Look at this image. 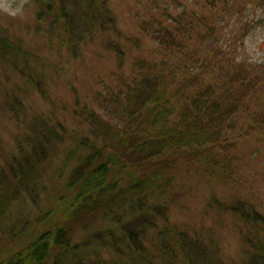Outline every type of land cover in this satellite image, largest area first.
<instances>
[{"label": "rangeland", "instance_id": "1", "mask_svg": "<svg viewBox=\"0 0 264 264\" xmlns=\"http://www.w3.org/2000/svg\"><path fill=\"white\" fill-rule=\"evenodd\" d=\"M109 6L120 34L112 39L123 52L121 59L99 42L87 43L78 58H71L65 49L49 46L35 28L31 0H0V30L23 47L27 64L35 68L32 74L42 76L39 91L22 83L11 68L3 72L0 64V165L33 140L37 129L30 124H60L64 131L57 127V132L65 134V143L39 172L35 188L22 191L0 219V260L51 224L59 209L57 198L69 199L64 186L75 163L69 152L91 129L88 113L123 128L115 97L123 96V81L129 83L125 78L137 60L153 59L166 62L161 72L167 99L163 104L177 115L192 98L237 100L211 145L213 154L232 163L230 179L208 173L204 157L192 159L181 151L168 150L151 168L171 179L170 224L190 235H212L217 263L244 264L250 226L220 211L212 199L236 198L264 214V0H109ZM11 95L15 112L7 103ZM133 125L140 128L139 121ZM49 208H54L52 215L46 214ZM98 228L106 227L77 222L73 242ZM147 247L155 254L151 241Z\"/></svg>", "mask_w": 264, "mask_h": 264}, {"label": "trees", "instance_id": "2", "mask_svg": "<svg viewBox=\"0 0 264 264\" xmlns=\"http://www.w3.org/2000/svg\"><path fill=\"white\" fill-rule=\"evenodd\" d=\"M31 1L36 8L35 28L49 46L78 58L87 43L99 42L121 59L123 52L112 39L120 34L109 0ZM23 53V47L0 30L1 70L11 68L27 87L40 91L37 84L42 76L32 74L35 68L27 64ZM22 61L25 67L18 69ZM165 65L153 59L137 60L125 78L129 83L123 81V96L115 97L123 128L88 113L89 135L73 140L75 146L69 152L75 160L64 186L69 199L57 198L59 209L51 224L31 235L0 264H157V258L161 264H221L216 262V239L212 235H190L170 224L167 197L172 193L171 179H164L161 170L151 167L168 150L181 151L192 159L204 157L208 173L230 179L232 163L213 154L211 145L217 142L222 122L235 111L236 98L225 103L192 98L177 115L163 104L167 101L161 73ZM11 96L12 102L7 103L15 112ZM138 121L144 130L133 125ZM30 125L37 129L32 130H36L33 140L0 165V219L22 191L35 188L39 172L65 143V134L57 132V127L64 131L60 124ZM212 203L250 226L243 263L264 264V214L236 198L220 202L213 196ZM53 212L54 208H49L46 214ZM84 221L100 222L106 228L89 231L86 238L74 243L73 225ZM148 241L155 254L147 247ZM103 254L110 258L104 259Z\"/></svg>", "mask_w": 264, "mask_h": 264}]
</instances>
